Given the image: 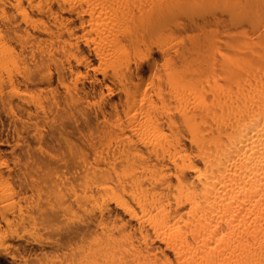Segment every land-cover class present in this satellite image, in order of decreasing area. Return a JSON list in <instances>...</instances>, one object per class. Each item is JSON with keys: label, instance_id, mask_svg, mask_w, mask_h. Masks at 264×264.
Returning a JSON list of instances; mask_svg holds the SVG:
<instances>
[{"label": "bare ground", "instance_id": "1", "mask_svg": "<svg viewBox=\"0 0 264 264\" xmlns=\"http://www.w3.org/2000/svg\"><path fill=\"white\" fill-rule=\"evenodd\" d=\"M0 5V107L48 113L51 129L35 137L64 172L58 264H264V0ZM11 245L0 264H19Z\"/></svg>", "mask_w": 264, "mask_h": 264}, {"label": "rangeland", "instance_id": "2", "mask_svg": "<svg viewBox=\"0 0 264 264\" xmlns=\"http://www.w3.org/2000/svg\"><path fill=\"white\" fill-rule=\"evenodd\" d=\"M5 6V11L2 9L0 10L2 19H4L7 14L9 15L11 12L12 14L15 12L14 8L12 9L13 6L10 4L6 3ZM10 10L12 11L9 12ZM17 17L19 19L18 22L22 21L19 15ZM2 19L0 18V27L5 31L8 21L7 18H5L3 21L6 22H3ZM75 21L77 25L76 31L79 34L82 32V28L80 29L79 26V18L76 17ZM206 27L209 29L208 25H206ZM206 27L205 29H207ZM188 30L190 29L185 28L180 36L175 37V41L178 43L181 41L182 43L180 44H183L185 41L189 43L193 38L202 34L204 31L199 26L195 27V30ZM200 31H202V33H200ZM194 32L196 33L194 34ZM149 43L148 41V43L141 44L140 49L144 50V52L138 51L136 55L141 56L145 51L147 52L145 48H147L148 45L151 46ZM152 48L157 49L156 44L152 43ZM26 58H28V56H26ZM201 60L202 58L200 57V61ZM200 61H197V64L193 66L195 69L194 71L197 72L195 73L196 79L203 82V78L205 79L206 74L201 70L206 68L207 64L204 63V60H202V62ZM94 65H96L95 59ZM148 74V71L144 72L145 79L148 78ZM100 76L102 75L100 74ZM89 79L90 78L84 80V84L86 85L85 88L87 89L88 87L87 90H91L92 88V82L91 79ZM88 84L90 85L88 86ZM20 89L22 91H27L25 87ZM33 89L34 88H31V90ZM118 91L119 89L116 88L114 95L110 98L111 100L119 101L120 91ZM30 94L29 92V95ZM89 97L90 103L93 105L94 103H98L99 100L97 95L93 94ZM106 105H108V107H106L109 109V103ZM30 106L29 111L31 113L19 108L11 109L8 107L3 109V107H0V140L2 141L0 142V148L3 151L4 158L7 160L6 165L0 168V194H2V196H4L3 199H5L3 200V204L1 203L2 210H0V245L3 246L4 244L5 246L6 244H13L14 246H10V251L16 254V261L19 264H58L57 256L61 250L57 248L56 238L58 237V229L67 226V219L64 216L57 219L54 215V209L60 206V202H58L56 198L58 196V191H56V180H61L64 172H56L55 161L49 159L48 154L53 151L50 143L35 137L38 131L46 132L51 129L48 113H44L43 111L35 113V107L32 104H30ZM108 119L107 121L110 122L107 123L109 124L113 119V121H115L114 116H109ZM34 125L38 126L39 129L36 130ZM90 133L94 140L98 139L96 136L99 134L95 126L91 128ZM101 145L99 149L103 147ZM65 174L67 173L65 172ZM10 208L12 210L14 209L15 214L18 215L11 214V212L7 213L6 209L10 210ZM1 212H6L8 218H12L13 216H15L13 218H18V216L21 217L22 215L25 218L20 224L12 227L8 225L6 216L5 218L1 216ZM18 212L22 214L20 215ZM14 236H20L21 238L15 239ZM26 240L30 242L26 243ZM61 242L65 247L64 250L72 246L71 243L69 244L70 241L68 242L66 239H63ZM24 244L28 245L29 248L24 249ZM15 246L19 247L16 248ZM3 264L12 263L10 261H4Z\"/></svg>", "mask_w": 264, "mask_h": 264}]
</instances>
